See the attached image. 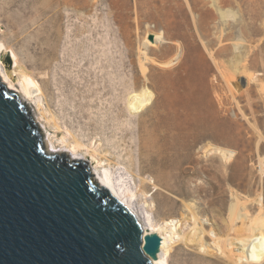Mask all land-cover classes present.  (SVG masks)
<instances>
[{
  "label": "rangeland",
  "instance_id": "374dc122",
  "mask_svg": "<svg viewBox=\"0 0 264 264\" xmlns=\"http://www.w3.org/2000/svg\"><path fill=\"white\" fill-rule=\"evenodd\" d=\"M0 41L40 86L41 140L132 163L158 220L192 206L196 237L168 264H264L233 255L264 234V0H0Z\"/></svg>",
  "mask_w": 264,
  "mask_h": 264
},
{
  "label": "water",
  "instance_id": "95a60500",
  "mask_svg": "<svg viewBox=\"0 0 264 264\" xmlns=\"http://www.w3.org/2000/svg\"><path fill=\"white\" fill-rule=\"evenodd\" d=\"M160 243L85 162L46 154L25 106L0 83V264H152Z\"/></svg>",
  "mask_w": 264,
  "mask_h": 264
},
{
  "label": "bare ground",
  "instance_id": "6f19581e",
  "mask_svg": "<svg viewBox=\"0 0 264 264\" xmlns=\"http://www.w3.org/2000/svg\"><path fill=\"white\" fill-rule=\"evenodd\" d=\"M193 29L196 32H199L201 29V26L194 20ZM165 32L166 31H164V33ZM148 41L149 46H156L154 42L156 41V36L153 41ZM174 62V60L163 62L160 65L168 66ZM15 68L16 65L10 51L5 44L0 41V83L4 85L6 90L12 91L17 95L23 106L28 107L29 104L35 103L37 108L42 111L43 101L39 98V84L25 74L18 75L15 72ZM26 97L31 98V102L26 100ZM153 98L154 92L149 88H144L140 91L133 90L130 93L129 106L131 109L139 110L150 104ZM34 120L36 121V119ZM41 141L46 154L65 153L67 154L66 156H68V152L73 151L72 147L63 140H61L60 143H55L51 137H48L46 140L44 134ZM73 149L76 153L78 152L79 155L74 154L73 152L75 151H73L72 154L68 156L70 157L69 160L83 161L85 159L87 161L85 163L88 166L91 180L98 186L106 189L113 198L121 201L123 206L131 210L133 215H135L136 219L140 222L144 232H156L160 236V249L157 257L152 259V261H154L152 264H168V251L170 246L176 245L177 242L187 245L194 241L198 217L191 205L186 204L183 206V212H180L179 216L177 215L178 217L175 215L170 217L167 216L158 220L155 217L152 204L148 201V193L145 190L147 181L142 177L140 172L134 170L133 166H131L132 163L125 165L120 162L112 161L109 157L98 155L94 150L83 146L81 143H76ZM209 153L217 155L223 162L229 161L232 155V152L222 148H212L209 150ZM84 155L89 156V158L87 159ZM153 186L156 185L153 184ZM185 226H189L187 231L182 230V227ZM235 243L240 246L233 250V255L237 257L245 256L251 259H259L260 255L264 252V234L253 230L245 235L240 234L236 238Z\"/></svg>",
  "mask_w": 264,
  "mask_h": 264
}]
</instances>
